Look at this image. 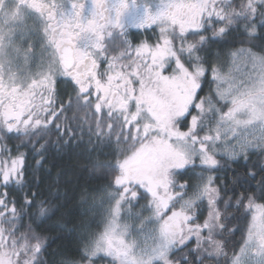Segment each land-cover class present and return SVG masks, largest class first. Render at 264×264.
<instances>
[{
    "label": "snow or ice",
    "instance_id": "obj_1",
    "mask_svg": "<svg viewBox=\"0 0 264 264\" xmlns=\"http://www.w3.org/2000/svg\"><path fill=\"white\" fill-rule=\"evenodd\" d=\"M135 4L0 0V264H264V0H158L134 45ZM85 135L111 159L50 262L49 162Z\"/></svg>",
    "mask_w": 264,
    "mask_h": 264
},
{
    "label": "trees",
    "instance_id": "obj_2",
    "mask_svg": "<svg viewBox=\"0 0 264 264\" xmlns=\"http://www.w3.org/2000/svg\"><path fill=\"white\" fill-rule=\"evenodd\" d=\"M143 39V38H141ZM134 45L135 42H132ZM239 45H236L238 47ZM227 51L226 46L216 45L213 46L209 53V60L213 58L214 54L220 53L222 56ZM207 78L211 79V74L206 73ZM214 89L215 85H211ZM208 85H205V91H207ZM71 115V113H69ZM87 135L84 136L83 142L77 144L73 143L68 147L62 149L59 153L54 154L50 160L49 165H55L52 168L53 177L59 176V190L62 195V199L55 203H63L64 207L60 208L59 212H56L50 220L43 222L39 228L33 225V228L41 236L47 238V250L44 254V259L50 262L60 259V254L64 250L74 247V240L68 234V230L79 224V215L83 212L84 207L81 202V194L87 190L91 193L94 189H98L103 185V169L95 167L96 162H106L111 159L107 155L109 149L105 148L103 151L99 149L92 151L93 145L88 142ZM12 147L11 144L8 145ZM115 147V145L113 146ZM259 179V176L257 177ZM67 196V200L63 199ZM28 221H23L24 225H27ZM21 231H25L24 228ZM234 244L239 245L241 243V233L235 234Z\"/></svg>",
    "mask_w": 264,
    "mask_h": 264
},
{
    "label": "flooded vegetation",
    "instance_id": "obj_3",
    "mask_svg": "<svg viewBox=\"0 0 264 264\" xmlns=\"http://www.w3.org/2000/svg\"><path fill=\"white\" fill-rule=\"evenodd\" d=\"M153 8L154 5H147L145 2H141V0H136L135 6L130 7L122 18L123 33L129 38L131 43L135 42L138 44L142 40L152 41V36L156 34L157 28L153 26L145 31L140 25L144 23L148 12H156Z\"/></svg>",
    "mask_w": 264,
    "mask_h": 264
},
{
    "label": "rangeland",
    "instance_id": "obj_4",
    "mask_svg": "<svg viewBox=\"0 0 264 264\" xmlns=\"http://www.w3.org/2000/svg\"><path fill=\"white\" fill-rule=\"evenodd\" d=\"M145 2L147 5H154V10H156L157 11V9H158V7H159V4H158V0H141V2ZM158 33V29L156 30V34ZM156 34L154 35V36H152V40H154L155 39V36H156ZM224 70H226V69H224ZM225 111H226V109H225ZM182 182V181H181ZM191 243V242H190ZM194 246V245H193Z\"/></svg>",
    "mask_w": 264,
    "mask_h": 264
}]
</instances>
